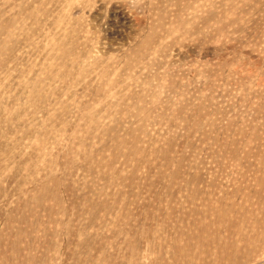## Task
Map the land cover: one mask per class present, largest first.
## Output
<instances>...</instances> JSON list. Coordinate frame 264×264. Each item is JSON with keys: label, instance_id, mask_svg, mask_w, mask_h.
Here are the masks:
<instances>
[{"label": "rangeland", "instance_id": "rangeland-1", "mask_svg": "<svg viewBox=\"0 0 264 264\" xmlns=\"http://www.w3.org/2000/svg\"><path fill=\"white\" fill-rule=\"evenodd\" d=\"M0 264H264V0H0Z\"/></svg>", "mask_w": 264, "mask_h": 264}, {"label": "bare ground", "instance_id": "bare-ground-1", "mask_svg": "<svg viewBox=\"0 0 264 264\" xmlns=\"http://www.w3.org/2000/svg\"><path fill=\"white\" fill-rule=\"evenodd\" d=\"M174 231H175V230H174ZM174 231H173V232H174ZM170 233H171V232H170ZM175 233H176V234H175ZM175 233H174V234H175V236H176V235H177V231H176ZM172 234H173V233H172ZM192 235H193V234H192ZM192 235H191V237H192ZM97 236H98V235H97ZM189 237H190V235H189ZM186 238H187V236H186ZM192 238H193V237H192ZM194 238H195V237H194ZM95 239H96V238H95ZM184 239H185V238H184ZM96 241H97V240H96ZM191 241H192V239H191ZM148 244H149V243H148ZM131 246H133V244H132ZM131 246H130V247H131ZM133 247H135V245H134ZM133 247H132V248H133ZM145 247H146V246H145ZM135 248H136V247H135ZM135 248H133V249H135ZM133 249H132V250H133ZM136 249H137V248H136ZM175 250H176V249H175ZM177 250H178V249H177ZM133 251H134V250H133ZM133 251H131V252L134 253ZM173 251H174V250H173ZM174 252H176V251H174ZM113 254H114V253H113ZM178 254H179V253H178ZM108 257H109V256H108ZM177 257H178V255H177ZM174 258H175V255H174Z\"/></svg>", "mask_w": 264, "mask_h": 264}]
</instances>
